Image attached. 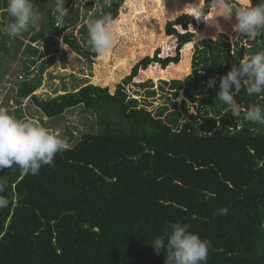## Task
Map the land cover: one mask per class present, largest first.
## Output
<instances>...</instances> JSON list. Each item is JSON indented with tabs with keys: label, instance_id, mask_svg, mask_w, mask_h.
Returning a JSON list of instances; mask_svg holds the SVG:
<instances>
[{
	"label": "trees",
	"instance_id": "16d2710c",
	"mask_svg": "<svg viewBox=\"0 0 264 264\" xmlns=\"http://www.w3.org/2000/svg\"><path fill=\"white\" fill-rule=\"evenodd\" d=\"M43 1H36L42 11ZM152 1L162 7V0ZM125 2L133 11L128 22L124 15L118 17ZM136 2L111 0L90 16L89 23L110 15L118 35L135 41L109 77L98 75L96 81L115 82L117 70L129 73L139 57L166 38L176 40L174 55L162 57L157 49L154 56H145L113 93L109 87L85 83L41 100L35 94L37 84L20 85L17 97H30L47 118L76 107L91 114L108 113L101 119L106 130L91 129L74 145L71 133L69 148L54 157V166H42L38 176L22 175L15 166L0 171L8 177V187L0 195L10 201L0 210V264H164L165 253L157 255L151 242L164 235L168 222L178 221L209 242L207 264H264V125L243 118L264 95L249 97L241 91L235 97L242 108L239 118L216 98L219 77L234 63L264 50V39L234 35L230 42L234 16L232 21L217 17L218 28L183 13L168 21L165 31L147 29L151 38L144 45V39H134L135 30L139 16L150 15L145 3ZM207 2L202 6L205 19L214 14ZM177 4H172L171 16L189 7ZM0 16V35L12 38L2 30L10 22L6 0H0ZM159 17L169 16L163 10ZM78 21L76 17L75 24ZM42 22L39 29L16 37L29 40L31 64L40 58L33 57L38 54L33 44L52 36L89 61L98 56L87 43L88 25L79 30L81 41L64 35L67 27L58 26L52 9ZM216 36L220 42L211 44ZM110 56L109 51L100 60L107 64ZM50 59L47 64L43 60L41 72L54 62V55ZM190 62L192 73L187 76ZM213 76L217 85L209 89L206 82ZM180 91L184 113L177 111ZM111 110L125 120L127 129L110 123ZM225 207L226 215L216 214Z\"/></svg>",
	"mask_w": 264,
	"mask_h": 264
},
{
	"label": "clouds",
	"instance_id": "9594fccd",
	"mask_svg": "<svg viewBox=\"0 0 264 264\" xmlns=\"http://www.w3.org/2000/svg\"><path fill=\"white\" fill-rule=\"evenodd\" d=\"M66 0H51V6L62 17L67 9ZM207 5L214 14L205 19L207 13L198 3L191 5L193 17L198 20L217 23L222 17L232 21L233 35L249 40L264 39V0L243 6H235L232 0H208ZM6 13L10 22L2 29L11 37H19L30 28L39 26L42 13L34 7V0H6ZM115 21L110 15L92 20L88 24L87 43L94 53L106 55L117 42ZM217 77L206 82L207 88H215ZM243 91L247 96L264 95V50L234 63L226 75L219 77L217 97L230 110L234 118L241 117L242 108L235 98ZM243 118L252 123L264 125V106L252 105L243 112ZM69 148L61 136L50 132L34 120H22L11 115L7 108L0 107V171L17 167L22 175H39L42 166H54V157ZM8 187V177L0 176V194ZM9 199L0 195V210L7 208ZM228 209L220 208L218 213L226 215ZM186 223L168 222L164 235L156 236L151 242L155 253H165L164 264H207L209 242L198 234L190 232Z\"/></svg>",
	"mask_w": 264,
	"mask_h": 264
},
{
	"label": "rangeland",
	"instance_id": "374dc122",
	"mask_svg": "<svg viewBox=\"0 0 264 264\" xmlns=\"http://www.w3.org/2000/svg\"><path fill=\"white\" fill-rule=\"evenodd\" d=\"M36 1L38 2L39 0H34V7L42 13V20H44L46 12L49 9H52L57 19L58 26L60 28L67 27V29L64 31V35L73 34L82 41L83 37H81L79 33L82 25L86 24L87 26L90 21V16L100 11L104 7V5L106 3H109L111 0H71L69 5L65 7L67 11L62 17H60L59 13H57L51 6V0L43 1L46 5V9L43 11L41 10V7L38 6ZM236 1L242 5L245 4V2H242V0ZM177 2L179 4L181 3L188 5L189 7L185 8V10L183 12H180L179 14H173V16H171V14H169L168 12H170L172 4L174 7L178 6ZM89 3H92L93 5L88 8ZM138 3H145L150 16H147L146 14H142L141 16H139V21H137L138 24L135 30V34H137L138 37L134 36V34L133 36L134 39L135 37L136 39H144V42L142 43H144V45H147L148 42L146 41H149L151 38L149 30L147 31V29L156 27L164 29L165 31V26L168 21L174 20L183 13L193 14V8L191 5L198 3V0H162V7L159 3H155L152 0H137L136 4ZM204 3L205 0H199V6L201 8ZM87 9H89L88 12ZM157 9H161L162 11L156 13L155 11ZM163 10H165L166 14L169 17L157 18L158 14H163ZM86 12L87 15L85 16ZM120 15H124L127 22L132 19L133 11L132 8L127 5V2H125L121 7L118 17H120ZM76 17H78L79 19L77 24H75L74 22ZM2 20L3 19L0 16V24H2ZM42 23L43 22L41 21L37 29L41 27ZM221 32L222 31L218 30L217 34ZM0 36L3 37L2 35ZM133 36H131L130 38H133ZM227 37L230 42H234L235 38L233 32H231ZM12 38H9L11 39V44H9V46L12 47V52L6 54V56L1 55L0 57V99L2 98V100L0 101H3V104H6L8 107H11L9 103L10 101H12L14 107L12 105L11 109L13 110L14 108H17V92L20 88V85L24 81L33 82L38 85V89L35 91V94L41 100L46 99L50 96L52 97L57 94H62L64 93V91H71L75 88H79L85 83H93L102 87H109L111 92L113 93L117 85L131 74V71L136 63H138L145 56H154V53L157 49H160L162 57L174 55L176 47V40L174 38H166L165 42H156V48H154L152 52L148 51L145 55L139 57V59L134 63L133 67L130 68L129 73H121L119 70H117L114 75V78L116 79L115 82L98 83L96 81L97 76L99 75L103 79H107L110 75V70H113V68L118 64L121 58L127 56V51H129V49L132 48L133 45H135V41L131 43L129 39L118 35L117 42L114 45L113 49L110 51L111 58L106 64L105 60H100L99 55L95 58H92L90 61L87 60L77 52L73 51L69 46L65 45L61 38L52 36L48 39L33 44V47L38 50V54L33 57L38 58L40 56V58H38L39 60L37 59V64L33 65L29 62V57H31L32 54H30L26 47V45L29 43V40L23 38L22 45H19V43H15L16 41ZM200 39L203 40L204 36H200ZM211 40V44H218L220 42L218 36L212 37ZM244 42H246V40H244ZM191 48L194 49V46L192 45ZM52 55H54V62L51 65H47L44 72H41V63L44 60V63L47 64L48 60H51L50 58ZM26 67L29 68L28 71H26ZM191 73L192 64L188 67L186 75L189 76ZM157 81L158 79L154 80V82L156 83ZM131 85L132 84L129 85V89H131ZM134 88H136V86H132V89ZM183 99L184 94L182 91H180L177 97V111L179 113H184V109L181 104ZM19 100L22 106L19 108V111H16V118L19 119L22 117V114H24L26 120L36 121L41 126L48 129L50 132L61 136L66 141L69 139V135L72 133L74 136L72 138L73 145L77 142V140L82 136L83 133L88 132L91 129H94L98 132L106 130V126L103 125L104 123L101 121V119L105 116V114L108 113L107 111H103L101 115L94 113L91 114L86 111L84 107H76L66 111L62 116L47 118L34 104L30 97ZM263 104L264 100L260 99L258 105L263 106ZM117 113L118 112L111 110L108 120L110 121V123L121 124L122 126H119V129H127L125 120ZM116 128H114V126L112 127V129Z\"/></svg>",
	"mask_w": 264,
	"mask_h": 264
},
{
	"label": "crops",
	"instance_id": "0c3cea01",
	"mask_svg": "<svg viewBox=\"0 0 264 264\" xmlns=\"http://www.w3.org/2000/svg\"><path fill=\"white\" fill-rule=\"evenodd\" d=\"M12 39L16 41L15 43H19V45L22 44L23 38H16L15 37V38H12ZM9 44H11V39H6L5 37H1L0 36V57H1V55L6 56V54H9V53L12 52V47L9 46ZM0 66H1V63H0ZM0 100H2V98ZM16 102H17L16 103L17 104V108H14V110L11 109V107L13 105L12 101H10V103H9L11 105V107H8L6 104H3V101H0V107L7 108L11 115L16 116V111H19V108L22 106V104H21V102H20L18 97H16ZM13 107H14V105H13ZM21 114H22V112H21ZM19 119L26 120L24 114H22V117L19 118Z\"/></svg>",
	"mask_w": 264,
	"mask_h": 264
},
{
	"label": "bare ground",
	"instance_id": "6f19581e",
	"mask_svg": "<svg viewBox=\"0 0 264 264\" xmlns=\"http://www.w3.org/2000/svg\"><path fill=\"white\" fill-rule=\"evenodd\" d=\"M183 92V94H184V91H182ZM184 98H185V96H184ZM184 100V99H183ZM182 103V102H181Z\"/></svg>",
	"mask_w": 264,
	"mask_h": 264
}]
</instances>
